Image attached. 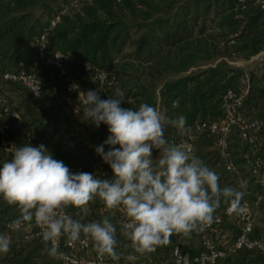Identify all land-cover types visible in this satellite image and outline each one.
Returning a JSON list of instances; mask_svg holds the SVG:
<instances>
[{
    "label": "trees",
    "instance_id": "trees-1",
    "mask_svg": "<svg viewBox=\"0 0 264 264\" xmlns=\"http://www.w3.org/2000/svg\"><path fill=\"white\" fill-rule=\"evenodd\" d=\"M258 1L264 0L243 4L238 0H0V123L14 148L43 144L73 173L74 163L82 158L86 166L80 172L101 179L113 177L108 164L96 171L95 163L86 156L95 155L100 161L95 147L110 135L107 126L92 128L94 125L78 122L83 107L67 96L66 83L58 72L36 58L35 41L44 33L46 55L59 53L83 92L98 90L105 95L82 66L89 62L114 74L124 92L122 107L148 103L170 119L185 116L190 128L197 119H221L223 94L247 87L240 119L260 124L256 142L248 144L233 130L224 147L208 133L196 136L193 146L195 154L220 176L221 187L242 190V202L252 203L261 195L250 238L264 244V194L252 174L256 160L262 163L260 174L264 172V60L249 74L225 63L234 58L249 60L264 50V10ZM55 18L58 22L49 30ZM21 71L39 80L38 97L4 79L6 74ZM107 92L109 99L113 92ZM27 133L33 137L31 141H27ZM165 135L170 142L186 138L171 125ZM9 159L0 147V167ZM228 165L232 167L229 171ZM89 207L90 221L108 215L99 200ZM18 215L14 206L0 198V233L12 240L10 251L0 253V264H58L44 251L41 237L25 240L21 232L5 231V224ZM215 216L221 218L224 231L236 234L238 214H229L222 204ZM110 218L117 226V252L136 255V263L146 261L149 255L134 253L130 242L120 235L121 214ZM196 237L195 232L187 238L173 235L171 243L158 247L152 257L167 260L175 246L194 256L199 249ZM64 241L61 238L62 251ZM226 262L264 264V251H239Z\"/></svg>",
    "mask_w": 264,
    "mask_h": 264
},
{
    "label": "clouds",
    "instance_id": "clouds-1",
    "mask_svg": "<svg viewBox=\"0 0 264 264\" xmlns=\"http://www.w3.org/2000/svg\"><path fill=\"white\" fill-rule=\"evenodd\" d=\"M73 89L79 91V86ZM79 101L82 121L97 128L107 126L110 135L95 152L110 166L112 178L73 173L43 144L15 147L11 159L0 167V198L19 212L12 221L13 230L34 222L51 258L64 255L59 241L65 238L73 245L90 242L101 261L105 257L119 261L117 226L110 218L117 213L124 217L120 235L134 253L144 256L169 245L173 235L187 238L204 231L222 204L229 214L246 211L242 190L221 187L217 172L190 147L166 137L169 125L181 135L192 131L185 116L170 119L148 103L122 107L124 92L118 86L106 100L98 90L79 91ZM154 149L158 151L155 158ZM96 200L108 215L90 221L89 206ZM11 244V237L0 233V253L7 254ZM127 259L135 261L137 256Z\"/></svg>",
    "mask_w": 264,
    "mask_h": 264
},
{
    "label": "built area",
    "instance_id": "built-area-1",
    "mask_svg": "<svg viewBox=\"0 0 264 264\" xmlns=\"http://www.w3.org/2000/svg\"><path fill=\"white\" fill-rule=\"evenodd\" d=\"M83 1L90 2V0ZM116 1L119 2V0ZM238 1L243 4L246 0ZM257 3L264 10V1H258ZM57 22L58 18L51 21L49 30ZM46 34L47 33L41 34L35 41L36 58L40 59L45 65L54 68L58 72L60 78L66 83L67 96L80 107H83L82 103L79 101V91H82V89L78 82L68 74L62 56L59 53H55L51 56L46 55ZM82 66L85 72L92 75V78L97 83L100 91L105 93V95L108 93L107 90H111L114 93L115 88L118 86V82L111 71L97 68L89 62L83 63ZM4 79L20 84L35 97H38L41 94L40 82L32 73L26 71L9 73L4 76ZM73 85H78L79 91L74 90ZM246 93L247 87L239 92L227 90L221 99V119L215 121H202L197 119L192 124V131L186 135V138L177 140L173 143H184L194 151L193 141L196 136L202 133H208L217 138L218 144L221 147H224L227 137L233 132V130H236L243 141H246L248 144H254L256 142V135L260 131V124L256 121L248 123L240 119V110ZM0 138V147L3 148L5 153L11 156V153L14 150L13 141L8 138L1 123ZM26 139L27 141H31L33 137L27 133ZM245 158L247 157L245 156ZM103 164L106 163H104L100 157L99 165ZM261 167V161L256 160L253 165L252 174L257 178L256 181L260 184L262 193L264 194V172L263 174H260L259 172ZM231 168V165H228L226 170L229 171ZM261 198V195H258L256 200L252 203L246 201L242 202L246 211L242 214H238V229L235 235H231L222 229V221L218 216H215L214 222L207 226L204 231L195 232L197 236L196 243L198 244L199 249L194 256L182 253L179 247L175 246L167 260L153 259L152 255L156 253L155 251L148 254L149 258H147L146 261H140L139 263H136V260H122V257L119 261H113L108 257H105L101 261L97 257V253L94 251L90 242L87 245L79 242L73 245L67 244L64 241L62 251L59 241V250L64 255L56 258V260L58 264H233L226 261L229 258H233L239 251H264V244L261 241L252 240L250 238V233L254 225V210ZM123 219L124 217L121 214L120 221ZM4 229L7 232H21L25 240H29L33 237H41V230L39 227L35 226L34 222L28 226L22 225L18 230H13L12 223H7L5 224ZM127 257L128 256H126V258Z\"/></svg>",
    "mask_w": 264,
    "mask_h": 264
},
{
    "label": "rangeland",
    "instance_id": "rangeland-1",
    "mask_svg": "<svg viewBox=\"0 0 264 264\" xmlns=\"http://www.w3.org/2000/svg\"><path fill=\"white\" fill-rule=\"evenodd\" d=\"M263 60H264V50L261 51L255 57L250 58L249 60L234 58V59L226 60L225 63L231 68H237V69L244 71L246 74H249L250 72L255 71V69L262 63ZM99 95L102 100L108 99L107 98L108 96L106 95H103V94H99ZM84 123L88 126L90 125L93 126V124H91L90 122H83V124ZM92 128H96V126L94 125ZM157 155H158V151L155 150V152H153V157H156ZM86 156L88 157V161L91 164L93 163L96 164L98 162L99 158L95 160V155H89V156L86 155ZM85 164H86L85 160L82 158H79L78 162L74 163V171L80 172L81 169H83L86 166ZM121 255L120 256L123 258L122 260H127L126 254L121 253Z\"/></svg>",
    "mask_w": 264,
    "mask_h": 264
},
{
    "label": "crops",
    "instance_id": "crops-1",
    "mask_svg": "<svg viewBox=\"0 0 264 264\" xmlns=\"http://www.w3.org/2000/svg\"><path fill=\"white\" fill-rule=\"evenodd\" d=\"M79 121H81L82 123L85 122V121H82V119H79L78 122H79ZM154 150H155V149H154ZM101 168H102V167H101V165H99V160H98V162L95 164L94 169H95L96 171H98V170H101Z\"/></svg>",
    "mask_w": 264,
    "mask_h": 264
}]
</instances>
